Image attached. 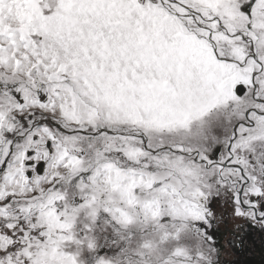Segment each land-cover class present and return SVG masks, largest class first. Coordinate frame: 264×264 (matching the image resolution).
Masks as SVG:
<instances>
[{
	"label": "snow or ice",
	"instance_id": "1",
	"mask_svg": "<svg viewBox=\"0 0 264 264\" xmlns=\"http://www.w3.org/2000/svg\"><path fill=\"white\" fill-rule=\"evenodd\" d=\"M228 220L264 231V0H0V264H222Z\"/></svg>",
	"mask_w": 264,
	"mask_h": 264
},
{
	"label": "flooded vegetation",
	"instance_id": "2",
	"mask_svg": "<svg viewBox=\"0 0 264 264\" xmlns=\"http://www.w3.org/2000/svg\"><path fill=\"white\" fill-rule=\"evenodd\" d=\"M228 221L232 225L227 223L225 228L223 223L218 225L216 242L221 248L222 259L229 250L234 258L230 261L221 260L222 264H264V231L245 221ZM237 224L240 225L239 228L236 227Z\"/></svg>",
	"mask_w": 264,
	"mask_h": 264
},
{
	"label": "rangeland",
	"instance_id": "3",
	"mask_svg": "<svg viewBox=\"0 0 264 264\" xmlns=\"http://www.w3.org/2000/svg\"><path fill=\"white\" fill-rule=\"evenodd\" d=\"M228 224L232 225V222L228 221ZM225 224H223L224 227ZM221 226V225H220ZM225 228V227H224ZM230 252L226 253V255L223 257V259L220 257V260L224 261H230L232 258H234V255L232 254V251L229 250Z\"/></svg>",
	"mask_w": 264,
	"mask_h": 264
}]
</instances>
